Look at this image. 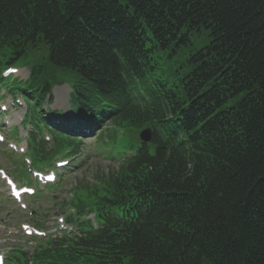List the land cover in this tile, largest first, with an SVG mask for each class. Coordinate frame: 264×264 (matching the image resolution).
<instances>
[{"label": "trees", "instance_id": "16d2710c", "mask_svg": "<svg viewBox=\"0 0 264 264\" xmlns=\"http://www.w3.org/2000/svg\"><path fill=\"white\" fill-rule=\"evenodd\" d=\"M39 51L51 71L4 89L33 166L81 152L44 106L66 75L72 119L112 128L96 141L118 162L69 199L71 234L9 262L264 264V0H0V72Z\"/></svg>", "mask_w": 264, "mask_h": 264}, {"label": "rangeland", "instance_id": "374dc122", "mask_svg": "<svg viewBox=\"0 0 264 264\" xmlns=\"http://www.w3.org/2000/svg\"><path fill=\"white\" fill-rule=\"evenodd\" d=\"M193 44L196 48H200L204 42L195 40ZM43 57V53L39 51L36 55L29 54L24 61L15 62L11 65L15 70L8 72L11 77L2 79L0 83V109H4V111L0 110V256L3 264H12L8 260L9 254L13 251L21 250L31 253L41 241H44L45 236L49 238L58 235L60 226H63L62 223L64 224L65 219L72 213L69 199L75 196L78 189L93 185L115 170L118 162L116 155H113L108 145L110 142L103 143V141L102 145H98L96 141L98 132L109 131L110 135L112 128L107 126L102 128L99 124L92 129L87 128L84 133L81 131L82 128H77V130L69 128L70 125L79 126L80 124L72 120V113L68 111V89L72 86V81L69 75H66L55 78L57 86L52 91L55 99L52 100L51 105L45 104L44 106L45 110L49 111L60 113V109L65 111L68 117L63 119L58 116L51 121L56 123L57 119H61L56 124L61 125L63 129H70L75 137H80L83 143L81 152L75 160L64 158L71 162L59 172L53 168H57L59 162L66 160L63 161L57 157L52 161L54 172V176L50 175L53 177L52 182L45 178V175H48L47 172H41L43 174L41 183L31 177L29 169L31 172L40 173V171L29 163L28 156L23 157L26 138L20 122L25 114V105L18 96L16 97L17 103L13 102V97L4 93V89L10 92V85L11 88H15L18 82H24L28 78L31 64L40 65L43 72L51 71ZM158 63L161 69H167L170 65L175 66L177 60L168 61V64L159 60ZM157 73L161 74V71ZM114 134L116 141H119L121 138L117 132ZM104 136L107 137V134L104 133ZM134 138L138 139V134ZM8 181H12L20 188H32L35 196L23 197L21 203L13 202L7 191ZM22 206L26 209L22 210ZM32 229L42 232V236H35L33 233L30 236L24 234L25 230L31 231Z\"/></svg>", "mask_w": 264, "mask_h": 264}, {"label": "water", "instance_id": "95a60500", "mask_svg": "<svg viewBox=\"0 0 264 264\" xmlns=\"http://www.w3.org/2000/svg\"><path fill=\"white\" fill-rule=\"evenodd\" d=\"M139 139L142 143L146 144L151 141V132L149 129H144L139 134Z\"/></svg>", "mask_w": 264, "mask_h": 264}, {"label": "bare ground", "instance_id": "6f19581e", "mask_svg": "<svg viewBox=\"0 0 264 264\" xmlns=\"http://www.w3.org/2000/svg\"><path fill=\"white\" fill-rule=\"evenodd\" d=\"M77 130V129H76Z\"/></svg>", "mask_w": 264, "mask_h": 264}]
</instances>
